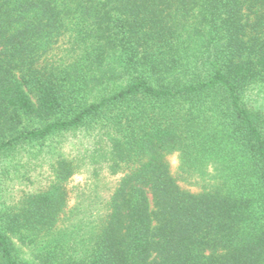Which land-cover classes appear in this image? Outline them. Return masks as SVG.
<instances>
[{"label":"trees","instance_id":"trees-1","mask_svg":"<svg viewBox=\"0 0 264 264\" xmlns=\"http://www.w3.org/2000/svg\"><path fill=\"white\" fill-rule=\"evenodd\" d=\"M263 82L264 0H0V264H264Z\"/></svg>","mask_w":264,"mask_h":264},{"label":"rangeland","instance_id":"rangeland-1","mask_svg":"<svg viewBox=\"0 0 264 264\" xmlns=\"http://www.w3.org/2000/svg\"><path fill=\"white\" fill-rule=\"evenodd\" d=\"M247 97L254 106L264 111V82L252 86L248 90ZM69 147L56 148V151L64 154L65 149L69 150ZM46 148L47 146L42 149V144L25 145L9 154L0 155V210L15 206L24 191L42 187L45 177L50 174L49 166L57 157L45 153ZM49 148L52 149L51 146ZM170 160L172 165L176 164L174 157ZM83 179V174L75 175L72 178V184L81 182ZM17 242L29 260L40 264L34 250H36L35 247H41L42 237L30 245L22 244L18 240Z\"/></svg>","mask_w":264,"mask_h":264}]
</instances>
